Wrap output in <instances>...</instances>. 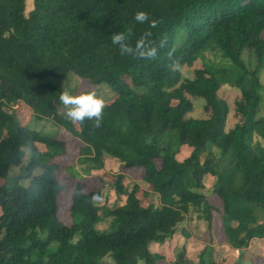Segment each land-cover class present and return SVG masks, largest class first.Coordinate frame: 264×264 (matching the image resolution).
Returning a JSON list of instances; mask_svg holds the SVG:
<instances>
[{
	"label": "trees",
	"instance_id": "16d2710c",
	"mask_svg": "<svg viewBox=\"0 0 264 264\" xmlns=\"http://www.w3.org/2000/svg\"><path fill=\"white\" fill-rule=\"evenodd\" d=\"M25 8L26 0H0V264H159L164 256L150 248L168 242L192 213L208 227L217 214L240 247L264 240V221L258 224L255 214L256 208L264 213V148L254 140L264 141L258 118L264 0H32V10L25 14ZM139 11L148 22L135 21ZM117 32L130 33L133 47L148 33L155 57L121 55L111 40ZM244 49L254 55L253 69L241 58ZM207 50L218 51L227 65H204L183 79L180 68L192 67ZM69 74L115 94L99 128L90 120L69 122L55 106L56 88L46 80ZM224 85L240 94L234 103L239 121L227 132L229 107L217 95ZM192 99L204 100V117H186ZM18 102L75 139L87 176L102 172L106 160L119 164L118 174L98 178L99 188L86 192L88 179L73 185L68 223L59 218V160L68 144L6 111ZM168 131L192 150L182 161L159 145ZM25 151L28 163L11 177ZM131 170L149 191L124 185L123 172ZM205 176L215 178L220 212L200 192ZM171 264L221 263L206 247L196 262L179 252Z\"/></svg>",
	"mask_w": 264,
	"mask_h": 264
},
{
	"label": "rangeland",
	"instance_id": "374dc122",
	"mask_svg": "<svg viewBox=\"0 0 264 264\" xmlns=\"http://www.w3.org/2000/svg\"><path fill=\"white\" fill-rule=\"evenodd\" d=\"M32 10V0H26L25 14ZM264 37V32L263 35ZM241 58L245 64L253 69L255 67V58L252 51L244 49L241 53ZM204 65L224 66L227 62L222 59L220 53L216 50H207L203 52L198 60L192 67H182L180 72L183 79H192L193 71L200 69ZM259 79L262 85L260 91L261 102L258 110V118L264 119V64L259 69ZM47 82L55 86L57 95L63 90H68L73 95H78L81 92H96L97 96L105 101V104H109L115 98V94L110 88L103 84L100 86H94L85 80L79 79L74 74H69L64 79L48 78ZM217 95L220 99L224 100L229 107V115L227 117L225 131H229L239 121L234 115V103L239 99V91L235 88L222 86ZM58 103V102H57ZM62 109V105L58 103ZM193 109L187 118H202L204 117L203 99H192ZM61 112L62 113V111ZM9 113H14L20 123L27 125L29 128L41 131L47 135L57 134L60 140H64L67 145L66 155L59 160L61 164L60 181L64 187V193L59 203V218L62 222L68 223V204H69V191L75 183L78 181L88 179L89 183L85 191L89 192L96 188H99L98 178L102 177L103 173L118 174L120 172L119 164L113 160H106L102 172H92L91 176H87V165L80 162V155L78 154L79 144L75 142L74 138L62 130L51 119H37L33 115L32 109L22 102H18L6 109ZM255 142L264 148V141L258 137H254ZM159 145L161 149L173 155L179 161H182L191 153V148L181 147L178 144L176 131L166 132L160 139ZM207 150L218 156L219 152L211 145ZM30 154L25 151V156L22 159V166L19 168H12L10 176L15 177L19 175L23 166L29 161ZM204 155H201V159ZM126 175L124 185L130 189L132 185H137L142 191H149L147 185L141 180V175L137 170H131L129 172H123ZM109 180V179H108ZM27 180L22 179L19 184L22 186L27 185ZM215 178L211 176H205L203 179V189L200 192L205 196L209 205L214 207L219 212L221 211V204L217 196L213 192ZM1 184V181H0ZM105 190V195H108V203H114V194ZM141 196V195H139ZM156 202V199H153ZM257 217V223L261 224L264 221V213L261 209L255 210ZM238 242L232 240L230 232L223 231L220 226V221L217 214L213 216L212 222L208 227L205 221L199 220L197 214L192 213L184 216L178 223L175 229V233L172 238L163 245H153L150 249L152 253H159L164 256V261L159 264H171L176 259L179 252H184L187 260H197L198 253L203 251L206 247L213 250V254L218 258L221 264H264V240H252L247 247H240ZM107 262L111 260L105 259Z\"/></svg>",
	"mask_w": 264,
	"mask_h": 264
},
{
	"label": "clouds",
	"instance_id": "9594fccd",
	"mask_svg": "<svg viewBox=\"0 0 264 264\" xmlns=\"http://www.w3.org/2000/svg\"><path fill=\"white\" fill-rule=\"evenodd\" d=\"M134 19L137 23H145L149 21V16L146 12L139 11L134 14ZM158 22L152 20L151 27H155ZM123 32L113 33L111 40L114 45H117L121 55H132L141 59L154 58L157 53V47L146 41L145 37L149 35L145 33L136 41L135 47L128 43V36ZM163 47V42L160 44ZM172 53H169L171 58ZM173 69L178 67V62L173 61L171 65ZM59 103L63 106L61 111L64 118L74 124H83L85 120L93 121V126L99 128L102 123L105 101L98 97L96 92H81L78 95H73L68 90H63L59 94Z\"/></svg>",
	"mask_w": 264,
	"mask_h": 264
},
{
	"label": "water",
	"instance_id": "95a60500",
	"mask_svg": "<svg viewBox=\"0 0 264 264\" xmlns=\"http://www.w3.org/2000/svg\"><path fill=\"white\" fill-rule=\"evenodd\" d=\"M54 104L57 107L58 111H60V109H61L60 105L57 102H55Z\"/></svg>",
	"mask_w": 264,
	"mask_h": 264
},
{
	"label": "crops",
	"instance_id": "0c3cea01",
	"mask_svg": "<svg viewBox=\"0 0 264 264\" xmlns=\"http://www.w3.org/2000/svg\"><path fill=\"white\" fill-rule=\"evenodd\" d=\"M255 240H257V239H255Z\"/></svg>",
	"mask_w": 264,
	"mask_h": 264
}]
</instances>
